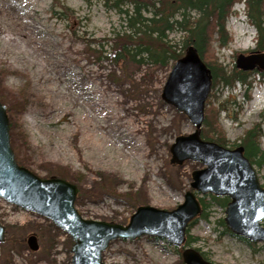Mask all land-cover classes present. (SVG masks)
Here are the masks:
<instances>
[{
  "label": "rangeland",
  "instance_id": "1",
  "mask_svg": "<svg viewBox=\"0 0 264 264\" xmlns=\"http://www.w3.org/2000/svg\"><path fill=\"white\" fill-rule=\"evenodd\" d=\"M233 9L237 14L227 19L232 42L221 48L214 41L215 55L228 70L257 38L242 1ZM121 24L112 0H0V101L16 161L41 178L75 184V206L85 219L127 225L141 205L172 210L183 203L193 171L205 165L171 162L176 138L195 130L188 116L162 97L175 61L120 68L104 57L107 39ZM182 38L180 30L169 34L171 41ZM250 76L251 90L220 84L211 91V103L224 107L219 123L231 142L260 124L264 150V86L259 75ZM254 168L264 186V165ZM196 194L208 202L212 193ZM226 208L212 204L207 217H201L202 209L189 224L187 232L198 240L188 247L216 264H264V242L249 241L221 223ZM0 222L5 226L0 264H72L74 240L50 219L0 197ZM30 235L37 237V250L29 247ZM185 242L175 247L147 234L119 238L109 243L103 262L186 264Z\"/></svg>",
  "mask_w": 264,
  "mask_h": 264
},
{
  "label": "water",
  "instance_id": "2",
  "mask_svg": "<svg viewBox=\"0 0 264 264\" xmlns=\"http://www.w3.org/2000/svg\"><path fill=\"white\" fill-rule=\"evenodd\" d=\"M235 66L243 71L260 69L264 72V52L249 55L239 53ZM210 68L194 45L172 65L163 87V99L178 111L185 113L195 125L188 135H180L172 144L171 162L200 161L205 167L193 171L191 190L184 202L172 210L141 205L127 225L85 219L77 210L75 201L78 187L68 180L52 176L41 178L20 165L10 139L7 109L0 101V197L27 211L50 219L74 240L72 264H108L103 252L115 239L134 240L142 235L166 239L175 247L186 240L190 222L201 211L196 192L228 196L224 221L232 233L252 242H264V186L257 171L244 154V146L226 147L201 137L205 107L212 89ZM5 240V226L0 222V242ZM29 247L37 250L35 235L28 237ZM186 264H216L205 259L198 250L186 247Z\"/></svg>",
  "mask_w": 264,
  "mask_h": 264
},
{
  "label": "trees",
  "instance_id": "3",
  "mask_svg": "<svg viewBox=\"0 0 264 264\" xmlns=\"http://www.w3.org/2000/svg\"><path fill=\"white\" fill-rule=\"evenodd\" d=\"M237 1L240 0H112L122 24L121 30H115L113 36L107 39L110 50L104 57L120 65V68L131 62L169 66L171 62L183 56L190 45H194L211 70L212 89L220 84L226 88L241 84L245 86L246 91L251 90V73L235 65L228 70L219 62L214 49V41H217L220 47H226L233 40L227 29V19ZM245 3L247 19L257 30L255 48L264 51V0H246ZM176 30L183 33L181 42L169 39V34ZM257 72L264 81V72ZM213 96L211 92L207 100L201 137L224 146L243 145L244 154L250 161L254 165L263 166L264 150L260 145V124L247 129L240 142L229 141L219 123V116L224 107L214 106L211 103ZM205 199L206 197H200L203 207L201 217H207L206 212L212 204L227 206L230 201L228 196L218 197L212 194L208 202ZM221 223L225 225L224 220ZM226 231H229L228 228ZM197 240L198 238L191 237L188 231L183 248ZM197 250L208 259L206 253Z\"/></svg>",
  "mask_w": 264,
  "mask_h": 264
},
{
  "label": "flooded vegetation",
  "instance_id": "4",
  "mask_svg": "<svg viewBox=\"0 0 264 264\" xmlns=\"http://www.w3.org/2000/svg\"><path fill=\"white\" fill-rule=\"evenodd\" d=\"M256 52H258V50H256V48H252V49H250V50H248L247 52H244L246 55H249V54H252V53H256ZM257 71H258V69L256 68V69H254V70H252L250 73L252 74V73H257Z\"/></svg>",
  "mask_w": 264,
  "mask_h": 264
},
{
  "label": "bare ground",
  "instance_id": "5",
  "mask_svg": "<svg viewBox=\"0 0 264 264\" xmlns=\"http://www.w3.org/2000/svg\"><path fill=\"white\" fill-rule=\"evenodd\" d=\"M106 105V104H105Z\"/></svg>",
  "mask_w": 264,
  "mask_h": 264
}]
</instances>
